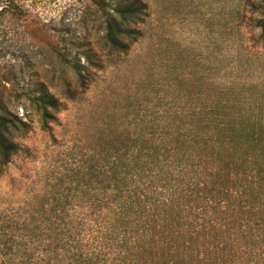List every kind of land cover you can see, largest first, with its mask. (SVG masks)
I'll return each instance as SVG.
<instances>
[{"label":"rangeland","instance_id":"obj_1","mask_svg":"<svg viewBox=\"0 0 264 264\" xmlns=\"http://www.w3.org/2000/svg\"><path fill=\"white\" fill-rule=\"evenodd\" d=\"M144 1L143 37L117 55L88 0H0V73L16 88L5 98L27 124L22 152L0 176V226L36 211L75 212L77 221L99 211L94 168L136 124L220 100L264 125V0ZM73 64L90 72L84 91ZM40 88L64 103L49 131L26 97ZM256 221L240 243L245 264H264V211Z\"/></svg>","mask_w":264,"mask_h":264},{"label":"trees","instance_id":"obj_2","mask_svg":"<svg viewBox=\"0 0 264 264\" xmlns=\"http://www.w3.org/2000/svg\"><path fill=\"white\" fill-rule=\"evenodd\" d=\"M88 2L102 19L106 47L128 54L143 37L147 3ZM73 68L84 91L90 72ZM15 93L0 73V176L27 132L5 98ZM26 97L51 130L64 103L42 88ZM229 109L220 100L185 107L108 142L94 168L101 195L90 204L99 211H83L78 221L75 212L36 211L15 227L0 226V264H245L240 243L264 211V125Z\"/></svg>","mask_w":264,"mask_h":264}]
</instances>
